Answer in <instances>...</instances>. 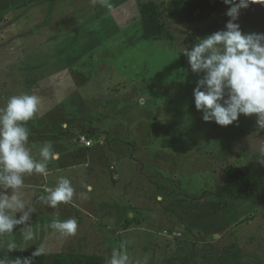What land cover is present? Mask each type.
<instances>
[{"label": "rangeland", "instance_id": "1", "mask_svg": "<svg viewBox=\"0 0 264 264\" xmlns=\"http://www.w3.org/2000/svg\"><path fill=\"white\" fill-rule=\"evenodd\" d=\"M152 1L166 32L147 40L140 8ZM182 1L0 0V108L13 95L38 97L25 126L31 136L51 133L40 142L64 160L48 186L63 176L75 189L56 209L21 189L38 239L23 241L18 225L2 238L17 249L0 246L5 252L42 247L108 261L123 244L132 264H264V129L256 114L229 126L203 121L193 99L200 77L183 55L225 28L228 6L188 24L175 12ZM258 5L241 10V29L264 33ZM82 133L91 148L79 143ZM230 164L251 171L253 196L217 195ZM53 218H75L76 234H56Z\"/></svg>", "mask_w": 264, "mask_h": 264}, {"label": "clouds", "instance_id": "2", "mask_svg": "<svg viewBox=\"0 0 264 264\" xmlns=\"http://www.w3.org/2000/svg\"><path fill=\"white\" fill-rule=\"evenodd\" d=\"M222 2L228 6L225 15L230 18L225 28L183 49L191 72L200 77L193 89L195 108L202 113L203 121L220 126L232 125L241 115L253 114L257 116V124L264 125V33L242 32L236 22L242 9L252 4L264 5V0ZM38 110V97L28 93L9 97L7 104L0 108V246L7 252L17 249V243L11 239L5 243L2 238L13 236L18 225H24L20 229L23 241L31 243L38 239V233L28 223L35 208L21 195L25 175L47 176L49 162L59 159L51 143L39 147L38 157L28 145L30 131L25 125ZM44 192L40 202L53 209L61 203H70L75 195L72 182L63 176L58 178L55 187L45 188ZM17 213H21L19 218ZM47 227L61 237H70L76 234L78 221L53 218ZM43 252L39 247L34 255ZM0 264L8 262L0 258ZM107 264H132L123 244L119 251L113 250Z\"/></svg>", "mask_w": 264, "mask_h": 264}, {"label": "trees", "instance_id": "3", "mask_svg": "<svg viewBox=\"0 0 264 264\" xmlns=\"http://www.w3.org/2000/svg\"><path fill=\"white\" fill-rule=\"evenodd\" d=\"M224 7L225 4H223L222 0H186L176 6L175 12L179 13L185 23L194 24L213 17ZM140 10L143 38L147 40L161 38L166 32V28L161 21L157 4L153 1L148 2L143 4ZM258 21L264 26V5L260 4L258 5ZM241 30L245 33H257L253 26H246ZM83 134L88 137L86 133L80 134L78 137L79 143ZM111 172L115 175L113 180L117 181L116 171L111 170ZM217 195L233 199L253 196L251 171L248 168H242L234 164L225 166L223 169V185ZM127 224H130V221ZM35 252L18 250L13 253H7L0 248V258L6 259L8 264H17L18 261L23 262V264H107L106 257L100 254L55 253L49 255L43 252L39 255H34Z\"/></svg>", "mask_w": 264, "mask_h": 264}, {"label": "crops", "instance_id": "4", "mask_svg": "<svg viewBox=\"0 0 264 264\" xmlns=\"http://www.w3.org/2000/svg\"><path fill=\"white\" fill-rule=\"evenodd\" d=\"M1 108H3V107H1ZM42 129L43 128H37L36 130L39 131L38 133H36L35 131L31 132V133H34L35 136L37 135L38 137L31 136V134H30L29 138H28V145H29V147H31L33 149V155L37 156V157H38V149L40 146L43 145V144H41L40 139H42L43 141H46V139L48 140V138H51V133H47V132L44 133L43 131H41V133H40V130H42ZM33 138H38V140H34ZM84 147H86V146L84 145ZM91 147H86V148H91ZM55 152H58V151H55ZM62 161H64V160H63L61 154L59 153V159L58 160L49 162L47 176H49L53 170L61 169L60 165H61V163H63ZM76 163H77V161H74V164H76ZM84 165H85V167H88V164H84ZM115 168H116V166H115ZM35 176H36V178H35ZM38 176L39 175L36 173L28 175V178H27L28 182H27V184H25L23 186L24 188H22V189H27L28 194H29V191L32 193V196H33L32 201L33 202H31V203H34V204H37L38 202L40 203L39 197L41 195H44L45 194V192H44L45 188L49 187L48 186L49 185L48 184L49 183L48 177L43 176V175H41L40 177H38ZM112 177H113V175H112ZM26 198H28V197L25 196V199Z\"/></svg>", "mask_w": 264, "mask_h": 264}, {"label": "built area", "instance_id": "5", "mask_svg": "<svg viewBox=\"0 0 264 264\" xmlns=\"http://www.w3.org/2000/svg\"><path fill=\"white\" fill-rule=\"evenodd\" d=\"M261 129H264V125H261ZM80 143L84 144L86 147H91L93 145L92 140L84 134L80 137ZM111 170H115V165L111 166Z\"/></svg>", "mask_w": 264, "mask_h": 264}]
</instances>
